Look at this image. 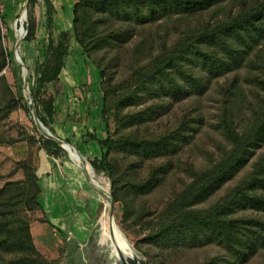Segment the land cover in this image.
I'll return each mask as SVG.
<instances>
[{"label": "trees", "instance_id": "trees-1", "mask_svg": "<svg viewBox=\"0 0 264 264\" xmlns=\"http://www.w3.org/2000/svg\"><path fill=\"white\" fill-rule=\"evenodd\" d=\"M42 1L45 41L31 105L2 73L8 53L0 39V123L19 107L32 109L54 135V87L74 40L100 76L105 136L84 135L100 150L89 165L108 179L124 221L146 223L163 260L212 247L215 254L196 264L253 263L264 252V0H70L71 30H57L51 0ZM27 3L24 40L32 42L35 1ZM207 96L216 103L209 132L217 137L205 163H182L208 131ZM40 138L48 157L67 154ZM182 165L181 185L170 190L158 218L145 221L139 201ZM16 168L22 178L0 186V264H51L22 216L41 212L52 227L39 203L37 167L27 158ZM57 231L70 251L79 249L75 238ZM120 231L125 236L127 228ZM133 248L145 264H156Z\"/></svg>", "mask_w": 264, "mask_h": 264}, {"label": "rangeland", "instance_id": "rangeland-1", "mask_svg": "<svg viewBox=\"0 0 264 264\" xmlns=\"http://www.w3.org/2000/svg\"><path fill=\"white\" fill-rule=\"evenodd\" d=\"M33 6L34 18L36 21V40L26 42L25 25L28 3L26 0H7L0 1V39L2 46L8 53V64L3 70L12 92L19 97L23 95L24 101L31 105L30 88L33 85L35 76V65L42 60V50L45 41L44 26V3L42 0H34ZM55 8V27L57 30H71L70 13L68 5L70 0H51ZM7 11L10 20L4 17ZM27 14V13H26ZM22 15V16H21ZM20 22H19V20ZM14 22H17V32ZM23 24L24 36L18 35L20 23ZM17 51V59L14 51ZM61 79L55 89L59 90L54 102L56 116L53 127L56 130L54 136L67 139L77 149L81 156L80 163H75L71 154L61 155L59 158H51L50 162H41L40 185H46L48 193L42 196V200L48 207L54 203L51 194L60 192V188L73 192L80 188L85 192V196H80L82 203L93 201V207L90 210V227L84 231V235L75 237L72 232L66 229V224L61 223V230L65 232L68 239L75 238L79 243V249L70 251L64 243L63 238L58 231L45 223L41 222L44 215L41 212H27L23 214L24 219L29 223L30 232L37 250L42 253L51 264H133L135 256L129 253L127 248H119L114 243L106 245L99 244V218L106 208L109 214L112 202V215L115 226H124L127 228L125 235L131 246L137 245L144 252L149 254L151 261L156 264H196L198 260L215 254V248L197 249L184 255L178 261L162 259L158 247L152 245L149 237L152 233L151 228L146 223H136L133 218L124 221L123 210L119 203H114L110 196L109 181L104 175L93 173L89 161L98 155L97 147L92 143H87L83 138L84 133L93 131L98 137L104 138V126L101 121L100 112L102 105V93L100 89L99 71L85 60L82 50L73 40L71 50L62 70ZM52 90H54L52 88ZM86 103L91 109V113H84ZM204 110L209 124L208 131L204 132L202 140L195 142L194 145L187 148L181 155L182 163L187 160H193L197 166L205 163V152L212 144L213 136L209 132L214 120L213 114L216 113V103L213 96H207L203 102ZM35 112L31 109L25 113L22 108H17L0 123V186L10 180L22 178V172L17 170L16 165L27 158H31L33 164L39 163L40 137L44 133L34 120ZM39 150V151H38ZM72 152L74 150H71ZM71 158V160L69 159ZM82 159V160H81ZM63 163H60V162ZM82 161L85 163L82 164ZM67 164V165H66ZM50 167V170L48 167ZM184 166H178L165 184L153 191L151 194L143 197L139 203L143 207L141 215L145 221H153L159 216V210L167 200L170 190L175 186H180ZM242 172L240 176H243ZM42 194V193H41ZM212 200L211 203H213ZM53 209V208H52ZM50 215V214H49ZM58 211L51 210L52 218L58 216ZM78 215H82L78 213ZM83 216V215H82ZM50 217V216H49ZM128 255V256H127ZM251 264H264V252Z\"/></svg>", "mask_w": 264, "mask_h": 264}, {"label": "crops", "instance_id": "crops-1", "mask_svg": "<svg viewBox=\"0 0 264 264\" xmlns=\"http://www.w3.org/2000/svg\"><path fill=\"white\" fill-rule=\"evenodd\" d=\"M0 1L3 3L7 2V0H0ZM3 16L7 17L10 20L9 13L7 11L4 12ZM60 76H61V74H60ZM60 76H59V79H61ZM55 99H56V96H55ZM54 102H55V100H54ZM84 104H85L84 105L85 106L84 113L88 114V116H89L91 113V109L86 106L87 105L86 103H84ZM55 116H56V111H55ZM55 116H54V119H55ZM53 130H54V134H56V130L54 127H53ZM86 133H94V132L93 131H88V132L86 131L84 133V135ZM84 135H83V138H84ZM55 137L65 141V142L67 140V139L64 140L58 136H55ZM85 141L87 143H92L97 147L98 155L94 158H99L100 150H99L98 146L96 145V143L92 142V141H87L86 139H85ZM68 143L72 146L73 150H75L77 153L79 152V149H77L73 144H71L70 141H68ZM67 155H69V154L67 153L65 155L66 158H67ZM51 158H53V157H51ZM49 159H50V157L45 155L42 150L39 151V163L40 164H38V166H36L37 167V173L39 176V180L41 178V162L46 163V161H47V162H50V164H52V162ZM69 159L71 160L70 157H69ZM60 163H63V162L61 161ZM47 167L50 170V167L49 166H47ZM47 190L48 189L46 188V185L42 184L41 185V193L42 194L40 193V195H39V203H40V205L44 211V214H45L48 222L51 224L52 228H54L56 230H60L61 232H63L61 230L62 225L60 226V224L64 223L63 225L66 224L65 225L66 229L70 230L75 237L80 239V237L82 235H84V231H87V229H89V227L91 225L90 224V220H91V217H90L91 211L90 210H94V211L96 210L93 207V201L90 200L89 202H87L85 204L82 203L80 196H85L86 194H85V192H81L80 188H76V190H73V192L67 191L64 188H60V190H61L60 192H57V194H51L52 199H54V198L55 199H54V203L48 207L47 205L45 206V204L42 200V196H41V195H45L46 193H48ZM46 196H49V193ZM54 209L56 211H58L59 215L55 216V218H52L51 210H54ZM78 213H81L83 216L78 215ZM63 233H65V232H63Z\"/></svg>", "mask_w": 264, "mask_h": 264}, {"label": "bare ground", "instance_id": "bare-ground-1", "mask_svg": "<svg viewBox=\"0 0 264 264\" xmlns=\"http://www.w3.org/2000/svg\"><path fill=\"white\" fill-rule=\"evenodd\" d=\"M22 16V15H21ZM19 20V19H18ZM20 22V20H19ZM22 23V22H21ZM22 30H18V35L21 36ZM73 156L74 162L80 163V158L78 155L74 153V151H70V153ZM82 160V159H81ZM113 217H110V215L107 213L106 208L103 210V212L100 215L99 218V244L100 245H106L108 243H114L119 248H127L129 249V253L133 256H135L133 252V247L129 243V241L126 239V237L123 235V233L120 231L119 227L114 224ZM128 256V255H127ZM111 264H114L111 262ZM116 264V263H115ZM121 264H125L123 261H121ZM133 264H141L139 260L135 257V260Z\"/></svg>", "mask_w": 264, "mask_h": 264}, {"label": "water", "instance_id": "water-1", "mask_svg": "<svg viewBox=\"0 0 264 264\" xmlns=\"http://www.w3.org/2000/svg\"><path fill=\"white\" fill-rule=\"evenodd\" d=\"M27 2H28V0H26V3H27ZM24 16H26V11H24ZM16 23H17V22H16ZM14 56H15V58L17 59L18 54H17V51H16V50L14 51ZM34 120H35V122L39 125L40 129L42 130V132L44 133V137H45V138H47V139H49V140H52V141H54L55 143H57V144H58L63 150H65L68 154L70 153L71 150H73L72 146H71L69 143H67V142H65V141H63V140H61V139L55 137L54 135H52V134L48 131V129L45 128V127L42 125V123L38 120L36 114L34 115ZM74 153H75L76 155H78L79 157H81V156H80L75 150H74ZM82 164L84 165L85 163L82 161ZM109 215H110V217H113V215H112V202H111V209H110ZM133 252H134V254H135V257L139 260V262H140L141 264H145V262L143 261V259L137 254V252L134 250V248H133Z\"/></svg>", "mask_w": 264, "mask_h": 264}, {"label": "built area", "instance_id": "built-area-1", "mask_svg": "<svg viewBox=\"0 0 264 264\" xmlns=\"http://www.w3.org/2000/svg\"><path fill=\"white\" fill-rule=\"evenodd\" d=\"M14 26H15V31L17 32V23L16 22H14ZM20 29L22 30V34L20 37H23L24 36V30H23V24L22 23H20Z\"/></svg>", "mask_w": 264, "mask_h": 264}]
</instances>
